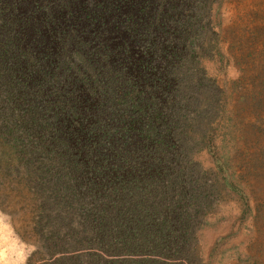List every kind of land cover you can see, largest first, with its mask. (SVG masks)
Instances as JSON below:
<instances>
[{
  "label": "trees",
  "instance_id": "16d2710c",
  "mask_svg": "<svg viewBox=\"0 0 264 264\" xmlns=\"http://www.w3.org/2000/svg\"><path fill=\"white\" fill-rule=\"evenodd\" d=\"M205 2L0 0V174L36 203L26 264L185 253L205 199L180 130Z\"/></svg>",
  "mask_w": 264,
  "mask_h": 264
},
{
  "label": "rangeland",
  "instance_id": "374dc122",
  "mask_svg": "<svg viewBox=\"0 0 264 264\" xmlns=\"http://www.w3.org/2000/svg\"><path fill=\"white\" fill-rule=\"evenodd\" d=\"M189 67L182 165L205 199L190 205L187 250L166 263L264 264V0H206ZM30 191L0 174V264L40 246Z\"/></svg>",
  "mask_w": 264,
  "mask_h": 264
}]
</instances>
